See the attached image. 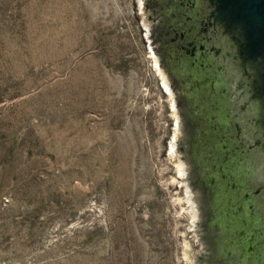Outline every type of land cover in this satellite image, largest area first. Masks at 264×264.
Here are the masks:
<instances>
[{
	"label": "rangeland",
	"instance_id": "obj_1",
	"mask_svg": "<svg viewBox=\"0 0 264 264\" xmlns=\"http://www.w3.org/2000/svg\"><path fill=\"white\" fill-rule=\"evenodd\" d=\"M183 148L141 0H0V264H204Z\"/></svg>",
	"mask_w": 264,
	"mask_h": 264
},
{
	"label": "water",
	"instance_id": "obj_2",
	"mask_svg": "<svg viewBox=\"0 0 264 264\" xmlns=\"http://www.w3.org/2000/svg\"><path fill=\"white\" fill-rule=\"evenodd\" d=\"M141 4L148 38L178 105L185 146L180 95L157 42L163 18L147 8L149 0ZM184 5L188 15H196L199 37L211 48L220 73L227 78L223 91L230 130L229 142H223L226 167L237 183L233 209L237 212L241 207L247 221L239 246L251 264H264V0H185ZM186 161L204 264H236L239 253L228 256L227 234L210 228L213 203L197 184L198 175L187 155Z\"/></svg>",
	"mask_w": 264,
	"mask_h": 264
},
{
	"label": "flooded vegetation",
	"instance_id": "obj_3",
	"mask_svg": "<svg viewBox=\"0 0 264 264\" xmlns=\"http://www.w3.org/2000/svg\"><path fill=\"white\" fill-rule=\"evenodd\" d=\"M184 1L149 0L147 6L163 18L157 42L183 107V153L198 175L197 184L204 188L206 200L213 203L210 228L227 234L228 256L239 253L236 264H251L239 246L247 221L241 207L237 212L233 209L237 183L226 167L223 144L230 140L229 108L223 96L227 78L220 73L211 48L199 37L196 15L186 13Z\"/></svg>",
	"mask_w": 264,
	"mask_h": 264
},
{
	"label": "bare ground",
	"instance_id": "obj_4",
	"mask_svg": "<svg viewBox=\"0 0 264 264\" xmlns=\"http://www.w3.org/2000/svg\"><path fill=\"white\" fill-rule=\"evenodd\" d=\"M161 74V73H160ZM166 87V86H165ZM172 95V94H171ZM180 173L182 174L183 173V170H180Z\"/></svg>",
	"mask_w": 264,
	"mask_h": 264
}]
</instances>
